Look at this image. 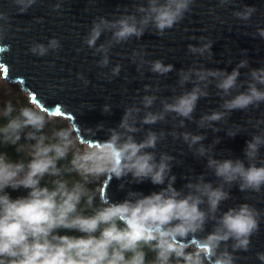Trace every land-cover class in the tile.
<instances>
[{"label":"clouds","instance_id":"clouds-1","mask_svg":"<svg viewBox=\"0 0 264 264\" xmlns=\"http://www.w3.org/2000/svg\"><path fill=\"white\" fill-rule=\"evenodd\" d=\"M13 2L19 13L26 14L37 0ZM194 3L195 0H144L131 14L111 20L97 17L83 44L93 49L94 55L102 56L97 66L106 68L109 53L116 45L133 37L140 39L149 29L164 36L184 20ZM233 3L234 0H219V7ZM59 8L60 4H56L53 11ZM256 11L255 7L244 6L233 11L232 16L248 22ZM8 20L6 13H0V21ZM7 31L6 26L0 25V41ZM106 33L109 38L97 46ZM256 35L264 38V29L258 28ZM200 41L198 47L189 44L188 52L211 61L213 41L205 37H200ZM61 48L60 41L52 38L47 44L33 42L29 51L44 57ZM3 51L5 48L0 47ZM148 54L144 49L132 53L131 61L137 64L138 72L145 65L151 73L163 77L176 71L163 60H146ZM241 69H249L243 74L244 80L240 79ZM120 72L121 66L117 64L111 76L104 78L110 81ZM177 76V85L182 89L179 94L173 88L171 96L160 97L155 94L161 91L160 87L145 85L143 91L153 94H145L138 103L126 106L120 123L108 128L107 138L91 147L81 143V136L95 137L82 127L77 133L72 123L54 130L51 136L44 134L52 114L37 103L33 102L31 107H17L12 101L4 104L0 120L6 123L0 124V145L13 146L23 156L13 160L6 152H0V264H236L240 259L236 253L251 249V238L259 232L264 212L247 203L227 211H222L221 205L231 199L234 186L240 192L260 193L264 189V130H259L264 120L253 125L259 131L246 141L244 159L215 158L213 146L219 139L206 148L204 135L145 131L144 126L166 123L171 117L178 120L179 128L187 126L185 121H194L200 129L219 132L221 129L214 125L227 122L234 111L246 112L264 103V67L251 68L249 61L243 59L228 72L194 63L177 71ZM78 78L85 86L90 83L82 74ZM189 84L190 89L186 88ZM210 86L215 87L222 103L219 109L195 120L198 102L210 95ZM158 100L160 109L151 111ZM102 111L111 114L108 105ZM241 130L235 125L227 135L235 137ZM140 133L143 138L138 140ZM167 136L182 139L190 151L199 145L194 156L206 159V169L219 183L214 184L206 179V174H201L180 189L174 187L175 157L156 151ZM61 161L68 163L61 166ZM73 175L79 179L66 178ZM45 177L51 179L42 186ZM128 177L134 184L150 181L161 186L160 190L148 195L130 190L125 199L113 202L106 194L97 195L96 189L89 187L97 185L101 178L106 186L112 179L126 181ZM9 188L28 190V195L13 199L6 191ZM97 199L99 207L95 206ZM61 231L80 235H61ZM256 256L264 264V252Z\"/></svg>","mask_w":264,"mask_h":264},{"label":"water","instance_id":"water-1","mask_svg":"<svg viewBox=\"0 0 264 264\" xmlns=\"http://www.w3.org/2000/svg\"><path fill=\"white\" fill-rule=\"evenodd\" d=\"M142 2L144 0H37L26 14H21L13 0H0V13H6L9 17L7 23L0 21V25L8 28L5 38L0 41V47L5 48V51L0 52L1 79L10 85H18L32 105L33 102L37 103L52 117L72 123L77 133L81 127L89 130L95 138L81 136V143L91 147L107 138L108 128H114L120 123L126 106L138 103L139 98L145 94H153L143 91L145 85L160 87L161 91L155 94L168 97L173 94V88L177 89L176 94L182 91L177 85V71L192 67L194 63L228 72L243 59L249 61L251 68L264 67V38L256 35L258 28L264 29V0H234L232 6L225 8L219 7V0H195L191 12L164 36H158L149 29L140 39L133 37L127 43L116 45L109 53L108 67H98L97 61L102 56L94 55V50L83 44L92 21L97 17L111 20L126 13L131 14ZM56 4H60V8L53 11ZM244 6L257 9L248 22L232 16L233 11ZM109 36L107 33L102 35L97 46ZM200 37L213 41L211 61L188 52L189 44L201 46ZM52 38L60 41L61 50L50 52L44 57L30 53L33 42L47 44ZM141 49L149 53L146 60H163L165 64H172L176 71L163 77L151 73L145 65L142 72H138L137 64L132 63L131 56L134 51ZM117 64L121 66L119 76L112 77L110 81L105 79V76H111V70ZM247 71L249 69H241V80L246 79L243 74ZM80 74L90 81L87 86L78 78ZM191 87V84L186 85L188 89ZM209 93L207 98L198 102L195 120L219 109L222 100L214 86L209 87ZM105 105L110 107V115L103 113ZM160 107L158 100L150 110L157 111ZM258 120H264V103L246 112L234 111L227 122L221 121L214 125L221 129L219 132H213L211 128L200 129L194 121H185L187 126L179 128L178 120L171 117L166 123L144 128L145 131L163 130L167 133L174 130L204 135L206 139L203 144L206 148L219 139L220 142L213 146L212 154L215 158L244 159L246 141L259 130H264V124L259 130L253 127ZM101 124L103 128L99 127ZM235 125L241 127V132L235 137H229L227 131ZM142 138L143 133H140L137 139ZM195 147L190 151L182 139L173 140L171 136H167L157 146L158 154L166 152L175 157L172 174L177 177L174 185L177 189L201 174H206L208 181L219 183L206 169V159L194 156ZM261 158H264V149H261ZM160 187L152 185L150 181L131 183V177L126 181L112 179L106 186L102 184L100 195L106 194L113 202H117L125 199L130 190L148 195L153 191L158 192ZM230 195L231 199L221 205L222 211L247 203L264 212V189L260 193L240 192L234 186ZM208 230H211V225H208ZM251 242L248 252L236 253L240 257L236 264H262L256 254L264 252V217L261 218L259 232L251 238Z\"/></svg>","mask_w":264,"mask_h":264},{"label":"trees","instance_id":"trees-1","mask_svg":"<svg viewBox=\"0 0 264 264\" xmlns=\"http://www.w3.org/2000/svg\"><path fill=\"white\" fill-rule=\"evenodd\" d=\"M7 101H12L13 104L17 107L19 106H33L30 102L29 99L26 95H24L19 88L16 85H10L8 83H6L5 81L0 79V109L3 108L4 104ZM0 115H2V112H0ZM6 123L5 120H0V124H4ZM69 122L67 123V121L58 118V117H51V123L49 125H47L44 129V134L51 136L53 131L60 128V127H68ZM21 143H24V141L22 140ZM84 149L81 148V151H83ZM0 152H6L9 157L13 160H18L21 159L23 154H18L15 150V147L13 146H3L0 145ZM71 159V154L69 155V160ZM61 166H65L67 165L68 161H61ZM67 179H79V177L73 175L71 177H66ZM51 178L49 177H45L44 181H42V186L44 185H48V182ZM103 178H101V182L97 183V185L93 184V185H89L90 188H95L96 189V194L99 195L100 194V190L102 188V182ZM50 186V185H49ZM6 191L9 193V195L15 199L18 197H26L28 195V190L25 189H20L17 191H13L12 189H6ZM95 206L99 207L100 203H99V199L96 200L95 202ZM90 214V213H89ZM61 235H75L78 236L80 235L77 232H65V231H61L60 232ZM152 254L149 253V258H151Z\"/></svg>","mask_w":264,"mask_h":264},{"label":"rangeland","instance_id":"rangeland-1","mask_svg":"<svg viewBox=\"0 0 264 264\" xmlns=\"http://www.w3.org/2000/svg\"><path fill=\"white\" fill-rule=\"evenodd\" d=\"M0 79H1V71H0ZM2 80V79H1ZM18 88H19V86L18 85H16ZM20 90V89H19ZM21 91V90H20ZM24 94V93H23ZM25 95V94H24ZM66 121V120H65ZM68 123V122H67ZM69 125V124H68Z\"/></svg>","mask_w":264,"mask_h":264},{"label":"bare ground","instance_id":"bare-ground-1","mask_svg":"<svg viewBox=\"0 0 264 264\" xmlns=\"http://www.w3.org/2000/svg\"><path fill=\"white\" fill-rule=\"evenodd\" d=\"M1 71V70H0ZM2 73V72H1ZM72 119V118H71Z\"/></svg>","mask_w":264,"mask_h":264}]
</instances>
